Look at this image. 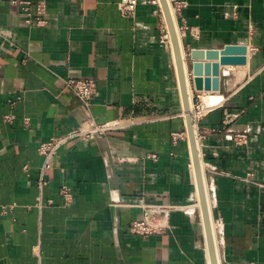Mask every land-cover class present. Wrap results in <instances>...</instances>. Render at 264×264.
<instances>
[{
  "label": "crops",
  "instance_id": "crops-1",
  "mask_svg": "<svg viewBox=\"0 0 264 264\" xmlns=\"http://www.w3.org/2000/svg\"><path fill=\"white\" fill-rule=\"evenodd\" d=\"M22 1L42 4L48 24L27 25ZM118 2L0 0V204L17 203L0 215V264H211L162 3L124 16ZM168 2L185 50L248 45L246 65L222 66L221 92L193 90L206 107L195 133L221 264H264V0ZM80 77L97 83L92 117L117 125L63 145L40 190V142L87 117L65 83ZM141 203L185 207L142 237Z\"/></svg>",
  "mask_w": 264,
  "mask_h": 264
},
{
  "label": "built area",
  "instance_id": "built-area-1",
  "mask_svg": "<svg viewBox=\"0 0 264 264\" xmlns=\"http://www.w3.org/2000/svg\"><path fill=\"white\" fill-rule=\"evenodd\" d=\"M23 9L25 10V23L31 26H44L48 24V19L45 15V9L42 4L37 5L34 11V3L31 1H22ZM139 0H119L118 9L124 16H134L137 11ZM66 86L71 88L77 97L81 100V106L83 107L87 117L83 121L82 125L77 128L70 129L59 135H53L47 140L41 141L38 146L39 154L42 157V164L39 171V179L37 185L40 190L48 183L45 173L52 167V159L58 153L60 148L68 143L70 140L76 137H83L86 140L95 139L108 130L116 127V121L101 123L96 121L91 115V108L93 104V98L97 93V83L94 78L80 77V78H67L65 80ZM19 99V97L17 98ZM16 100L11 99V102ZM206 107L202 101L201 95L196 94L193 90L190 91V115L192 117L194 126L198 125L199 120L203 116ZM13 115H6V120L11 121ZM26 123H29V119L26 118ZM197 137V136H196ZM239 140L244 141L247 139L245 134L237 135ZM174 140L185 139L187 134L185 132L174 133ZM153 159H158V154L152 153L149 155ZM63 197L65 205H71L75 201V195L68 184H63L59 190ZM53 201L48 200L47 203L51 204ZM38 206H42L43 199L39 196ZM17 206V203H4L0 204V215H6L13 211ZM140 207L142 212L133 221L131 232L147 237L153 233L163 231L166 227L167 219L172 211L176 209H182L185 206L172 203H141ZM163 219L164 222H158Z\"/></svg>",
  "mask_w": 264,
  "mask_h": 264
},
{
  "label": "water",
  "instance_id": "water-1",
  "mask_svg": "<svg viewBox=\"0 0 264 264\" xmlns=\"http://www.w3.org/2000/svg\"><path fill=\"white\" fill-rule=\"evenodd\" d=\"M168 21L172 43L179 68L181 87L185 99L188 132L192 142L194 165L200 194V204L210 251L211 264H218L215 240L209 215V203L204 174L198 152L195 126L190 111V91L221 92L222 66L246 65L248 63V45L228 43L222 47L193 48L185 50L183 40L179 38L168 0H160ZM193 86V87H192Z\"/></svg>",
  "mask_w": 264,
  "mask_h": 264
},
{
  "label": "bare ground",
  "instance_id": "bare-ground-1",
  "mask_svg": "<svg viewBox=\"0 0 264 264\" xmlns=\"http://www.w3.org/2000/svg\"><path fill=\"white\" fill-rule=\"evenodd\" d=\"M207 196H208V192H207ZM208 203H209V215L211 217V226H212V231H213V237H214V240H215V250H216V255H217V262H218V264H221L220 254H219V249H218V241H217L216 232H215V226H214V222H213L212 214H211V207H210V198H209V196H208ZM208 251H209V247H208ZM209 255H210V251H209ZM210 262H211V260H210Z\"/></svg>",
  "mask_w": 264,
  "mask_h": 264
}]
</instances>
